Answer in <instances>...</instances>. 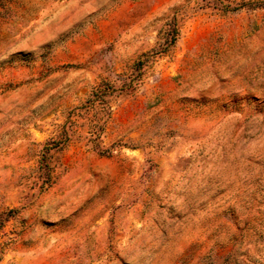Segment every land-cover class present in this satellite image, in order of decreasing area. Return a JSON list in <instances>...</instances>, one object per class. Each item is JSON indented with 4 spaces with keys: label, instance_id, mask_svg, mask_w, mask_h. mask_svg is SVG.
<instances>
[{
    "label": "rangeland",
    "instance_id": "obj_1",
    "mask_svg": "<svg viewBox=\"0 0 264 264\" xmlns=\"http://www.w3.org/2000/svg\"><path fill=\"white\" fill-rule=\"evenodd\" d=\"M0 264H264V0H0Z\"/></svg>",
    "mask_w": 264,
    "mask_h": 264
},
{
    "label": "trees",
    "instance_id": "obj_2",
    "mask_svg": "<svg viewBox=\"0 0 264 264\" xmlns=\"http://www.w3.org/2000/svg\"><path fill=\"white\" fill-rule=\"evenodd\" d=\"M93 95L97 96V93L95 92V93H93ZM103 95L104 94H102V96H101L102 98L100 97V101H101L100 103L104 105L103 107H105V104L107 102H106V100L103 99ZM100 132H101V129L98 126H96V125L92 126V128H91V136H94L95 139L99 138Z\"/></svg>",
    "mask_w": 264,
    "mask_h": 264
}]
</instances>
